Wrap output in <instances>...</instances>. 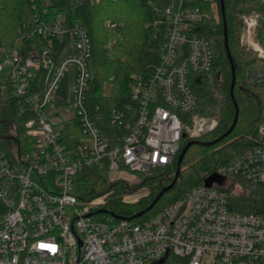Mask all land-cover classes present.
<instances>
[{
  "label": "built area",
  "instance_id": "obj_1",
  "mask_svg": "<svg viewBox=\"0 0 264 264\" xmlns=\"http://www.w3.org/2000/svg\"><path fill=\"white\" fill-rule=\"evenodd\" d=\"M206 17L193 0H170L150 24L159 64L134 76L133 109L109 114L121 134L101 125L100 108L89 106L92 45L81 23L68 27L62 13L43 9L25 23L20 41L69 36L61 54L0 51L9 91L30 114L22 151L12 158L0 144V264H156L170 256L187 264H264V215L233 210L229 193L241 187L231 183L235 176L264 185V126L260 143L222 167L210 187L204 182L141 223L106 209L113 187L91 199L75 191L85 170L101 168L110 183L127 186L123 203L138 201L147 193L132 190L135 185L172 166L186 140L216 129L215 117L199 113L193 87L194 77L209 74L216 60L212 41L197 34ZM257 26V18H246L240 41L259 59L248 80L264 86ZM137 174L143 176L133 184Z\"/></svg>",
  "mask_w": 264,
  "mask_h": 264
},
{
  "label": "trees",
  "instance_id": "obj_2",
  "mask_svg": "<svg viewBox=\"0 0 264 264\" xmlns=\"http://www.w3.org/2000/svg\"><path fill=\"white\" fill-rule=\"evenodd\" d=\"M169 2L170 0H0V51L14 50L21 39L25 23L43 9H48L52 15L62 13L68 27L81 23L88 31L92 45L93 78L88 91L89 106L91 109L97 106L100 108L103 116L101 125L121 134L124 132L123 128L108 122L109 114L112 110L125 114L129 109L132 110L135 105L132 99L134 76H147L159 64L160 49L150 24L160 16ZM193 3L201 6L207 14L198 24L197 34L212 41L216 54L213 70L209 74L194 77L193 87L198 97L199 113L218 120L216 129L197 141L206 144L219 139L232 126L237 110L238 122L233 132L219 142L211 146L199 143L192 145L184 157L174 187L165 192L156 206L141 217L134 218L147 209L160 191L173 181L180 153L172 166L165 170H155L157 174L149 175L132 188L148 190L146 195L133 203H123L122 196L127 186L121 181L110 183L105 169H87L79 176L78 185L83 199L95 198L113 187L115 194L107 201L106 209L136 223L149 219L190 190L202 186L206 179L216 175L237 155L260 143L257 134L259 128L264 126V86L248 80L247 73L259 59L255 52L247 51L240 45L243 31L240 15L250 10L259 13L260 24L256 40L264 49V0H224L228 45L236 72L234 97L231 95L232 65L225 47L221 0H193ZM108 21L117 23L120 27L111 28L107 25ZM68 41L69 36L63 40L35 36L22 43L26 52L51 48L59 55ZM9 85V81H5L0 72V144L8 156L13 158L15 149H23L21 133L30 114L19 97L9 91ZM192 141L186 140L183 147ZM230 181H238L243 188L242 192H234L232 187L229 189L231 208L241 213L264 215V185L236 176L231 177ZM160 264H187V260L170 256Z\"/></svg>",
  "mask_w": 264,
  "mask_h": 264
},
{
  "label": "water",
  "instance_id": "obj_3",
  "mask_svg": "<svg viewBox=\"0 0 264 264\" xmlns=\"http://www.w3.org/2000/svg\"><path fill=\"white\" fill-rule=\"evenodd\" d=\"M221 5H222V15H223V20H224V38H225V47H226V51H227V54H228V58L231 62V65H232V86H231V95L232 97H234V89L235 88V83H236V72H235V67H234V64H233V60H232V56H231V53H230V50H229V45H228V30H227V24H226V14H225V4H224V0H221ZM238 110H237V113H236V116H235V119L233 121V124L232 126L230 127V129L224 134L222 135L219 139L215 140L214 142H208V143H203V142H199L197 140H193L192 142H189L185 147H183L180 151V154H179V157H178V162H177V171H176V174H175V177L173 179V181L168 185V186H165L161 191L160 193L155 197V199L153 200L152 204L149 205V207L147 209H145L144 211L140 212L139 214L135 215L134 218H138V217H141L143 216L144 214H146L147 212L151 211L159 202V200L163 197V195L165 194V192L167 193L169 190H171L178 177H179V174L181 172V166H182V163H183V160H184V157L185 155L187 154L188 150L190 149V147H192V145L196 144V143H199L201 145H205V146H211L217 142H219L220 140H222L223 138H225L226 136L230 135L233 130L235 129L236 125H237V122H238ZM218 179V177L216 175H212L210 176L208 179L205 180V185L208 187H210L214 182H216ZM164 261V260H163ZM163 261L157 263V264H160L162 263Z\"/></svg>",
  "mask_w": 264,
  "mask_h": 264
},
{
  "label": "rangeland",
  "instance_id": "obj_4",
  "mask_svg": "<svg viewBox=\"0 0 264 264\" xmlns=\"http://www.w3.org/2000/svg\"><path fill=\"white\" fill-rule=\"evenodd\" d=\"M250 17H253V18H257V20H258V26H257V30H258V28H259V21H260V15H259V13L256 11V10H250L249 12H245V13H243V15L241 14L240 15V18H241V20H242V24H243V31L245 30V19L247 18H250ZM109 22V21H108ZM107 22V23H108ZM243 31H242V33H241V36L243 35ZM240 40H241V37H240ZM255 42H257V40H256V38L255 39H253ZM252 40V41H253ZM258 43V42H257ZM240 45L242 46V47H244L247 51H253L251 48H249L248 46H246V45H242V43H241V41H240ZM23 48H24V45H23V43H22V41H20V40H18V42L16 43V45H15V51L16 52H22L23 51ZM254 52V51H253ZM8 75H9V72H8V70H4L3 72H1V76L3 77V79L6 81V79L8 78ZM210 117H212V116H210ZM197 150H198V148H196ZM152 174H157V172L155 171V170H153L152 172H151V174H150V176L152 175ZM142 176L143 175H141V174H137V176L136 177H131L132 178V183L133 184H135V183H137V182H139L140 180H141V178H142ZM232 187H234L233 188V191L234 192H242V190H243V188L242 187H239V186H232ZM75 191H78V192H80V194H81V189L79 188V187H75ZM136 192L138 191V193L139 194H143L144 193V191H146V193H148V190L147 189H140V190H135ZM102 216V215H101Z\"/></svg>",
  "mask_w": 264,
  "mask_h": 264
}]
</instances>
